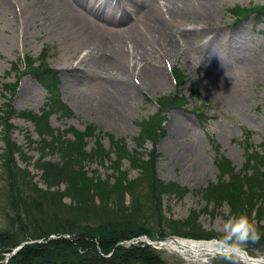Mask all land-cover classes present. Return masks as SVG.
Segmentation results:
<instances>
[{
    "label": "rangeland",
    "instance_id": "rangeland-1",
    "mask_svg": "<svg viewBox=\"0 0 264 264\" xmlns=\"http://www.w3.org/2000/svg\"><path fill=\"white\" fill-rule=\"evenodd\" d=\"M3 1L10 7H0V106L6 102L13 112L19 113L8 115L4 120L9 139L13 141L11 170L18 172L25 168L39 187H46L38 178L40 170L35 167V160L41 154L39 142L43 138L49 139L34 127L28 115L41 111L48 91L32 73L23 72L21 60L16 66L11 62L20 58L21 53L37 59L46 48L44 60L56 71L58 81L53 92L70 111L67 115L60 111L49 113L46 127L61 132L64 139H72L69 128L83 130L85 125L91 124L93 134L85 136L86 150L97 144L108 148L111 143L106 134L122 141L128 150L135 148L144 155L153 150L156 154L153 176L177 187L155 189L145 177L127 186L128 191L116 201L117 208H128L130 213L123 219L132 223L146 218L148 227L146 233L121 239L118 243L149 246L158 258L157 264H250L234 254H194L167 244L153 247L145 239L156 243L161 239L157 233L160 229L165 232L163 238L166 239L181 237L219 242L223 235V224L231 216L227 202L217 198L211 201L200 190L209 183L226 180L227 174L219 172L216 166L217 157L225 158L234 171L240 172L245 170L244 151L264 148V13L234 19L231 11L236 6L248 7L250 3H262L263 0H186L183 5L154 0L157 13L167 19L164 30L174 46L170 53L156 44L147 29L148 21L138 16L137 12L143 6H138L136 13L120 14L119 19L112 10L110 17L114 23H107L108 14L99 7L100 1L63 0L96 29L108 26L105 29L118 37L117 44L123 54L117 60L108 44L114 36L104 35V47L97 51L77 35L54 29L45 0ZM139 39L141 47L136 44ZM142 49L148 53L143 54ZM163 56L168 58L166 64ZM37 62L30 63L41 65ZM211 66L226 72L216 74L211 71ZM170 67L173 73L176 69L175 75L181 76L173 78ZM150 68L161 75L160 83L153 85L143 76L142 73ZM18 72H21L19 77ZM14 80V86L6 87L8 89L1 86L4 81L12 83ZM173 92L181 95L183 100L172 106L167 101L162 102L164 109L156 110L155 98ZM194 108L201 110L195 112ZM156 113L159 119L161 117V123L157 122L153 140L137 138L141 142L138 145V120ZM3 134L5 130L0 125V151L5 141ZM109 155L113 157L112 152ZM59 156L58 150H52L46 152L45 158L56 162ZM82 164L87 175L94 171L100 178L113 179L114 164L108 159H102L100 163L95 159L84 160ZM119 168L126 170V177L130 179L138 174L136 168L128 166L125 157L120 159ZM6 173L5 169H0V254L4 255L3 263L12 253L3 249L16 227L12 220L15 213L10 208ZM63 187L61 182L49 189ZM108 195L109 200L103 202L110 205L115 197ZM39 200L44 201L25 199L26 214L19 211V218L34 225L42 218L58 214L62 217L57 221L59 224L75 222L67 224L66 228L91 231L98 227L97 223L103 217L117 211V208H110L102 213L103 217H93L92 213L75 209L66 195L60 199L59 208L56 197L49 198L47 206ZM93 200L99 203L98 197ZM157 216L159 223L155 221ZM32 217L37 221H31ZM251 217L249 220L255 223L254 216ZM186 219L199 224L198 228L193 224L194 232L209 234V237L169 233L173 230L188 232ZM74 232L49 233L48 237L71 238L76 235ZM217 246L223 253H234L233 249ZM240 249L250 257L264 256V237L249 240Z\"/></svg>",
    "mask_w": 264,
    "mask_h": 264
},
{
    "label": "trees",
    "instance_id": "trees-1",
    "mask_svg": "<svg viewBox=\"0 0 264 264\" xmlns=\"http://www.w3.org/2000/svg\"><path fill=\"white\" fill-rule=\"evenodd\" d=\"M264 2V1H263ZM235 18L246 16L249 12L255 14L264 13V3H253L248 8L236 6L232 8ZM28 63L31 59L27 57ZM29 65V70L32 75L41 81L48 91L47 101L41 108L38 114L30 113L28 119L41 134H46L49 140L44 138L39 142L41 154L35 160V167L40 170L38 178L45 188L39 187L36 181L32 179V175H28L25 168L21 170H11L13 165V153L11 145L13 141L9 139L8 127L4 122L8 115H17L13 112V108L6 102L0 106V125L4 128L5 134L4 144L1 148L0 169L7 171L8 195L10 208L13 212L12 220L15 222L11 237L8 239L6 247L3 249L9 252L13 246L26 240L14 253L8 256V259L3 263L1 260L4 255L0 254V264H157L158 258L147 245H133V243L124 246L118 241L125 238L136 237L142 232H147L148 227L146 218L141 222L132 223L128 219H123L130 213L126 207H118L117 203L121 199V194L128 191L127 186L134 181L142 178L148 179L150 186L159 190L176 189L172 187L171 182H163L157 180L153 176V162L156 160V154L150 150L145 155L132 148L128 150L122 141L112 139V136L107 134L108 140L111 143L108 148H104L99 144L92 149H84L85 136L93 134L91 124L85 125V129L77 130L69 128L73 135L72 139H64L61 132L54 131L51 127H46L48 114L53 111H60L63 114H69V109L65 107L53 92L55 83H57L56 71L51 69L47 63L41 61V65ZM29 71V72H30ZM180 75V74H179ZM3 86L12 87L8 83H3ZM183 100L181 95H172L163 97L162 101H167L168 105H175L178 101ZM24 115V114H23ZM158 122L157 113L143 120H138L139 130L136 135V143L141 144L138 139L151 138L156 131ZM58 133L60 136H58ZM62 139L63 141H60ZM59 152V160L54 162L45 158L47 151ZM15 151L20 150L15 148ZM113 153L111 158L109 153ZM245 170L240 172L233 170L229 166L228 160L221 156L216 158V166L221 173H226V180L220 179L218 182L207 184L200 190L201 194L205 192L209 200H224L229 206L231 215L244 214L248 218H255V227L258 237H264V149L254 150L250 148L245 150ZM127 158L128 166L136 168L138 174L130 179L126 177V170L119 168L120 159ZM93 158V159H92ZM108 159L114 164L113 179L107 180L100 178L99 175L91 172L86 174L83 169L84 160ZM9 160V161H8ZM8 161V162H7ZM17 169V167H15ZM63 182L62 189H49L50 186H58ZM109 194V195H108ZM69 196L77 210H83L85 213H92L94 216H102L108 209H115L110 215L103 217L102 221L98 222L97 228L91 231H79L77 227L74 230L66 228V225H73L75 222H66L59 224L57 221L62 217L58 214L50 215L47 219H40L33 225L29 221H23L19 218V211L26 214V207L23 206L24 200L28 199H43L39 200L41 204L47 206L49 198L53 200L56 197L58 207L61 203L60 199L63 196ZM108 196H113L112 204L107 205L105 202ZM94 197L99 198V203L94 202ZM106 197V198H105ZM154 202L156 199H153ZM105 201V202H103ZM71 203V204H72ZM59 208V207H58ZM31 218V221H35ZM56 220V221H55ZM37 221V220H36ZM157 223L160 219L155 217ZM194 220L185 221L189 226L188 232H179L173 230L175 234H182L193 238L209 237V234H199L194 232ZM261 221V223H259ZM64 225V226H63ZM159 226V225H158ZM199 224H196V228ZM77 230V232H76ZM63 231H75L71 238L66 236L49 238V233L58 234ZM158 238H163L164 231L159 230ZM39 239V240H36ZM28 240V241H27Z\"/></svg>",
    "mask_w": 264,
    "mask_h": 264
},
{
    "label": "bare ground",
    "instance_id": "bare-ground-1",
    "mask_svg": "<svg viewBox=\"0 0 264 264\" xmlns=\"http://www.w3.org/2000/svg\"><path fill=\"white\" fill-rule=\"evenodd\" d=\"M92 0H87L85 3H89ZM100 1V6L104 9L105 13L108 14L107 23H114L113 18L110 17L112 10H120L122 14H131L139 11L138 6H143V9L138 13L140 18H145L147 23V29L152 38L156 40V44L161 46V48L165 49L169 53L174 50V46L170 40V37L164 30L165 21L167 20L162 15L157 13L156 4L154 0H97ZM169 3L179 2L182 5L186 3V0H166ZM48 5V10L50 11L53 17V25L54 29H59L61 31L66 32L67 34H75L79 37L80 40L84 42L91 43L94 47L93 50L99 51L104 47L103 38L105 37H113V34H110L105 28L104 29H96L94 24L88 23L84 17L80 14V12H75L70 6L64 3L63 0H45ZM125 3V4H124ZM9 4L0 0V7L9 8ZM123 5H126L123 7ZM5 6V7H4ZM128 7V9H124ZM170 18H175V16H170ZM108 32V33H107ZM188 34V32H187ZM105 35V37H104ZM137 39V38H136ZM153 42V41H152ZM158 42V43H157ZM118 37L114 36L111 41L108 42L111 49H113V56H115L116 60L118 57L123 54L122 49L119 47ZM137 46L141 47L142 41L136 40ZM142 53H148L146 49H142ZM211 71L216 74H223L225 69L211 66ZM143 76L153 85L160 83L162 80L161 75L153 68L144 71ZM156 83V84H155ZM178 127V126H177ZM169 247L182 249L183 251H189L194 254L199 253H210L213 254L215 251H219L220 248L217 246L219 243L214 240H187L179 238L178 241H168L166 243ZM234 251V250H233ZM227 253V252H224ZM238 256L250 263V264H264V256L258 257H250L247 253Z\"/></svg>",
    "mask_w": 264,
    "mask_h": 264
},
{
    "label": "clouds",
    "instance_id": "clouds-1",
    "mask_svg": "<svg viewBox=\"0 0 264 264\" xmlns=\"http://www.w3.org/2000/svg\"><path fill=\"white\" fill-rule=\"evenodd\" d=\"M222 231L219 243L225 249H240L247 241L259 238L254 223L244 214L229 216L223 224Z\"/></svg>",
    "mask_w": 264,
    "mask_h": 264
},
{
    "label": "water",
    "instance_id": "water-1",
    "mask_svg": "<svg viewBox=\"0 0 264 264\" xmlns=\"http://www.w3.org/2000/svg\"><path fill=\"white\" fill-rule=\"evenodd\" d=\"M168 241H177V238L176 237H172V238H170V239H166V240H164V241H160V242H158L156 245L157 246H163L165 243H167ZM234 250V252L235 253H237V254H244V252L243 251H241V250H239V249H233Z\"/></svg>",
    "mask_w": 264,
    "mask_h": 264
}]
</instances>
